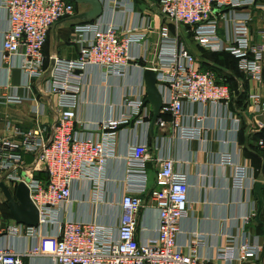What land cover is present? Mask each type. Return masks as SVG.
<instances>
[{
    "label": "built area",
    "instance_id": "1",
    "mask_svg": "<svg viewBox=\"0 0 264 264\" xmlns=\"http://www.w3.org/2000/svg\"><path fill=\"white\" fill-rule=\"evenodd\" d=\"M250 3L253 0H159V8L171 23L188 26L198 44L212 51L231 53L237 59L240 71L253 81H261L264 44L253 43L248 17L233 20L232 37L227 41L217 33L219 21L228 19L225 13L216 11ZM3 6L8 17L3 59L16 60V66L26 77L27 86L32 87L34 79L46 78L48 90L58 95V115L53 123L40 122L46 106L34 96L32 99L36 104L32 111L36 115V125L23 129L13 119H7L5 132L0 134V180L13 187L24 181L40 215L39 225H11L6 232L18 235L25 229L27 234L34 235L38 233V227L47 229L53 224L56 233L42 234L28 254L49 256L56 264H257L264 250L258 235L253 241L248 238L244 242L229 235L218 249L216 262L201 258L193 241L186 245L188 252L184 251L178 236L181 220L190 208L189 185L187 174L175 168L172 155L160 159L156 172L157 188L150 191L159 210L158 235L138 240V216L144 206L140 194L147 190V141L133 145L128 154V190L120 199L123 213L116 235L99 223L60 217V210L71 199L77 181L100 182L102 185L100 179L106 163L116 155L117 130L121 125L133 122L134 125H144L145 132L150 130L152 107L147 106L144 95L127 97L121 104L119 117H108L93 125L82 122L78 115L86 70L96 66L107 73L123 75L131 61L141 58L132 51L134 47L145 46L148 41L146 30L150 27H102L81 22L74 26L75 40L80 43L79 56L75 59L54 56L52 64L47 66L43 49L48 33L58 21L75 13L73 2L3 0ZM149 63L147 67L157 71V78L162 82L159 85L163 96L161 113L173 117L171 124L179 137L193 139L201 135L199 125L183 122L186 103L229 105L230 86L213 70L201 69L189 50L172 43L167 28L162 30L161 42ZM24 100L16 88L0 85V103L20 104ZM250 100L255 110H264V101L257 92L250 94ZM200 120L202 118L197 117V121ZM159 123L166 124L163 120ZM257 146L264 152V134L258 138ZM27 155L33 156V163L27 162ZM37 164L47 172L46 180L34 176ZM221 165L229 167L235 188L246 187L249 167L235 162L229 153L222 155ZM248 193L251 196L252 189H248ZM256 213L255 208L243 219L242 231L248 237L250 233L246 227ZM0 264L24 263L21 254L0 246Z\"/></svg>",
    "mask_w": 264,
    "mask_h": 264
},
{
    "label": "crops",
    "instance_id": "2",
    "mask_svg": "<svg viewBox=\"0 0 264 264\" xmlns=\"http://www.w3.org/2000/svg\"><path fill=\"white\" fill-rule=\"evenodd\" d=\"M101 1L104 5V14L101 17L92 21L77 18L79 13L89 9V5L74 1L75 13L53 25L43 49L47 66L52 64L54 56L65 59H75L79 56L80 43L75 40L74 26L81 22L102 27L149 26L146 30L148 41L145 46L133 48V55H140L141 58L131 61L121 76L107 73L96 66L86 70L78 108L82 122L93 125L108 117H119L121 104L127 97H146L144 70L150 65L149 59H152L156 48L159 47L164 28L168 29L172 43L176 42L193 55L199 52L200 68L213 70L221 81L227 83L231 89V99L228 106L211 103L185 104L183 122L197 124L202 128L201 135L193 139L179 137L171 124L173 117L166 113L160 115L166 124L158 123L153 137L150 130L145 132L144 125H134L133 122L121 125L117 130L116 155L106 163L100 179L103 181L102 185L100 182L96 184L86 180L77 181L73 185L71 199L60 210V217L99 223L116 235L123 213L120 199L128 190V154L133 145L147 141V169L151 185L160 167V159L165 155H172L175 168L187 174L190 208L181 220L178 236V242L185 252H188L187 243L193 241L201 258L216 262L218 249L225 244L229 235L235 237L238 242H244L248 238L253 241L258 235L264 248V213L261 222L256 221L255 217L250 220L246 227V231L250 233L249 237L242 231L244 217L258 208L253 192L254 184L257 180L264 179L258 175L264 171V153L257 147V140L261 137L259 133L264 131V110H255L250 100V94L257 92L261 101H264V61L261 81H253L238 70L236 59L226 51L205 48L196 42L193 31L188 26H176L171 23L161 13L159 0ZM217 12L225 13L228 19L218 23L217 33L221 39L227 41L232 37L231 26L234 19L248 17L253 43L264 44V0H253V3L248 5L226 7ZM7 27V13L3 0H0V85L16 88L18 93L25 97L20 104L0 103V134L5 132L7 119H13L23 129L36 125V115L32 111L33 105L36 104L32 99L34 96L46 106L45 114L39 119L41 123H53L58 115V95L48 90L46 78L34 79L32 87L27 86L26 77L16 66V60L11 62L3 59L2 47ZM147 106L151 108L149 103ZM247 113H251L253 118ZM199 116L202 120L197 121ZM102 134L100 131L99 135ZM224 153H229L235 162L249 167L250 177L244 189L233 186L229 167L221 165ZM26 160L28 163L34 162L31 155H27ZM34 176L46 180L48 174L41 164H37ZM7 185L14 188L11 184ZM248 189H252L251 196ZM150 191L147 188L145 193L140 194L144 200L136 230L140 241L158 235L159 210ZM262 195L264 198V190ZM11 225L17 223L6 207L0 190V246L9 247L21 254L24 264H56L49 256L28 254L42 234L56 233L53 224L47 229L38 227V233L34 235L27 234L25 229L18 235L9 234L6 229ZM257 264H264V250Z\"/></svg>",
    "mask_w": 264,
    "mask_h": 264
},
{
    "label": "water",
    "instance_id": "3",
    "mask_svg": "<svg viewBox=\"0 0 264 264\" xmlns=\"http://www.w3.org/2000/svg\"><path fill=\"white\" fill-rule=\"evenodd\" d=\"M79 4L89 5L87 11L81 12L77 15L84 21H92L101 17L104 14V5L101 0H74ZM157 71L153 68L147 67L144 70V79L146 83V98L145 103H149L152 107V119L150 124V135L154 136L155 126L161 120V110L163 106V96L159 89L162 84L157 78ZM249 117L253 118L251 113H247ZM0 190L4 196V202L8 207L11 216L17 224H24L27 226L39 225V210L31 199L30 189L28 185L22 181L19 182L13 189L10 188L3 180H0ZM264 190V181L257 180L254 184L253 192L257 200L258 208L255 220L261 222V216L264 213V198L262 191Z\"/></svg>",
    "mask_w": 264,
    "mask_h": 264
},
{
    "label": "rangeland",
    "instance_id": "4",
    "mask_svg": "<svg viewBox=\"0 0 264 264\" xmlns=\"http://www.w3.org/2000/svg\"><path fill=\"white\" fill-rule=\"evenodd\" d=\"M196 53V52H195ZM195 55V54H194ZM197 55V56H196ZM195 55V57L197 58L198 62H199V65H200V59L198 58V55L200 56L199 52H197ZM147 188L149 190L153 189V188H157V184H156V176L154 178V183L153 185H151V182H149V178H148V183H147Z\"/></svg>",
    "mask_w": 264,
    "mask_h": 264
},
{
    "label": "trees",
    "instance_id": "5",
    "mask_svg": "<svg viewBox=\"0 0 264 264\" xmlns=\"http://www.w3.org/2000/svg\"><path fill=\"white\" fill-rule=\"evenodd\" d=\"M71 2H73L74 3V1H72V0H70ZM227 52V51H226ZM227 54L229 55V56H231V57H234L231 53H229V52H227ZM235 58V57H234ZM236 59V58H235ZM236 63H237V59H236ZM237 68H238V64H237ZM239 70V69H238ZM264 134V131H262V132H260L259 133V136H261V135H263ZM252 146V145H251ZM258 147V146H257ZM259 148V147H258ZM255 150H258L257 148H255ZM262 153V152H261ZM264 153V152H263ZM262 153V154H263ZM262 173H263V175H262ZM258 175H259V178H264V171L263 172H260V173H258ZM7 207V206H6ZM8 208V207H7Z\"/></svg>",
    "mask_w": 264,
    "mask_h": 264
}]
</instances>
